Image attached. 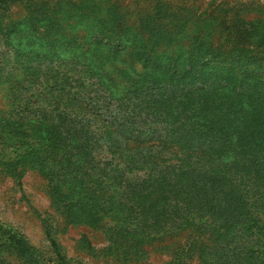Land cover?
Masks as SVG:
<instances>
[{
	"label": "trees",
	"instance_id": "16d2710c",
	"mask_svg": "<svg viewBox=\"0 0 264 264\" xmlns=\"http://www.w3.org/2000/svg\"><path fill=\"white\" fill-rule=\"evenodd\" d=\"M93 1L0 0L37 17L29 37L0 32V165L20 185V167L39 168L73 224L106 219L141 244L179 236L202 264H264V52L184 44L170 23Z\"/></svg>",
	"mask_w": 264,
	"mask_h": 264
},
{
	"label": "rangeland",
	"instance_id": "374dc122",
	"mask_svg": "<svg viewBox=\"0 0 264 264\" xmlns=\"http://www.w3.org/2000/svg\"><path fill=\"white\" fill-rule=\"evenodd\" d=\"M39 1L33 0V5ZM97 1L100 0L93 2ZM110 4L122 14L134 12L133 20L138 23L144 18L170 23L171 32L184 44L194 39L207 42L215 37L218 47L245 58L264 52V0H110L108 6ZM79 8L73 10L76 16L89 12ZM44 10L48 12L49 9ZM63 10H59L60 17L64 16ZM117 14L115 11L108 15ZM36 18L34 11L20 5L0 9V32L21 39L29 37L37 28L33 24ZM25 19L28 24L24 31ZM207 22L220 26L222 31L208 30ZM229 36L236 37L234 44L227 38ZM249 62L256 64L255 61L243 64L247 66ZM258 65L264 68V61ZM21 170L25 173L20 185L15 173L8 166L0 165V226L22 235L34 248L41 264H55L56 261L48 232L70 264H202L197 257L183 259L179 251L186 242L179 236L141 244L122 240L112 230L114 222L106 219L71 223L54 205L47 175L39 168L24 165ZM10 234L2 235L0 231L2 259L6 264H31L27 256L7 242Z\"/></svg>",
	"mask_w": 264,
	"mask_h": 264
}]
</instances>
